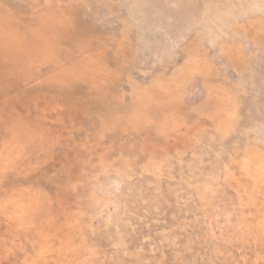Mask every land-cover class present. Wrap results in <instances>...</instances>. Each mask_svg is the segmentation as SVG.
Segmentation results:
<instances>
[{"label":"rangeland","instance_id":"374dc122","mask_svg":"<svg viewBox=\"0 0 264 264\" xmlns=\"http://www.w3.org/2000/svg\"><path fill=\"white\" fill-rule=\"evenodd\" d=\"M0 264H264V0H0Z\"/></svg>","mask_w":264,"mask_h":264},{"label":"bare ground","instance_id":"6f19581e","mask_svg":"<svg viewBox=\"0 0 264 264\" xmlns=\"http://www.w3.org/2000/svg\"><path fill=\"white\" fill-rule=\"evenodd\" d=\"M149 33V32H148Z\"/></svg>","mask_w":264,"mask_h":264}]
</instances>
